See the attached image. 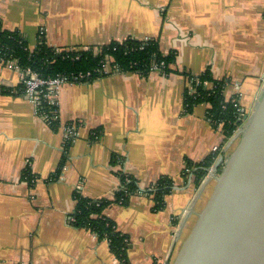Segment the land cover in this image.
Returning a JSON list of instances; mask_svg holds the SVG:
<instances>
[{
	"label": "crops",
	"instance_id": "1",
	"mask_svg": "<svg viewBox=\"0 0 264 264\" xmlns=\"http://www.w3.org/2000/svg\"><path fill=\"white\" fill-rule=\"evenodd\" d=\"M0 24L30 50L42 31L54 50L149 39L174 55L168 74L63 84L56 129L23 95L22 71L0 60V264H122L105 239L72 224L76 197L111 202L103 213L126 237L127 264H172L214 187H196L185 162L230 152L208 104L186 109L188 79L209 71L226 97L237 84L251 111L264 84V0H0ZM70 124L77 134L66 143ZM123 175L140 192L126 205ZM162 177L173 189L155 211L145 192Z\"/></svg>",
	"mask_w": 264,
	"mask_h": 264
},
{
	"label": "trees",
	"instance_id": "2",
	"mask_svg": "<svg viewBox=\"0 0 264 264\" xmlns=\"http://www.w3.org/2000/svg\"><path fill=\"white\" fill-rule=\"evenodd\" d=\"M99 54L94 55L92 51H84L78 60L68 59L64 52L56 53L54 49L46 45L42 36L38 38V44L32 50L24 38L17 32L4 30L0 24V60L19 61L22 68L30 67L41 76L55 77L65 75L69 79L79 73L91 72L100 69L102 62L110 59L112 65L119 67L121 72H133L140 75H147L151 72L152 64L160 65L164 74L170 72V65L174 63V55L164 56L161 54L155 41H133L125 40L113 42L99 48ZM109 61V62H110ZM196 77L200 84L195 86L196 95L191 96L188 90L185 94V105L188 111L199 103H206L208 108V119L215 130L220 132L224 142L234 135L241 125L240 105L238 102L226 101L225 81H215L209 71ZM191 78V77H190ZM203 82L212 85V89L205 88ZM23 87L21 86V90ZM52 129L57 128V123H52ZM218 152H212L208 157L198 163L186 161V166L191 169L196 187H199L209 170L215 163ZM173 189L172 179L169 177L160 178L146 193L151 194L155 201L154 210L163 208V199ZM138 192V184L135 179L129 176H121V189L117 194V202L122 205L128 203L129 198ZM76 210L72 215L73 225L86 228L95 233L100 239L108 242L111 252L122 263L127 264L126 237L115 231L114 224L104 216V210L111 203L104 200H89L76 197Z\"/></svg>",
	"mask_w": 264,
	"mask_h": 264
},
{
	"label": "water",
	"instance_id": "3",
	"mask_svg": "<svg viewBox=\"0 0 264 264\" xmlns=\"http://www.w3.org/2000/svg\"><path fill=\"white\" fill-rule=\"evenodd\" d=\"M201 186L214 187L172 264H264V84ZM237 143L234 145V143Z\"/></svg>",
	"mask_w": 264,
	"mask_h": 264
},
{
	"label": "built area",
	"instance_id": "4",
	"mask_svg": "<svg viewBox=\"0 0 264 264\" xmlns=\"http://www.w3.org/2000/svg\"><path fill=\"white\" fill-rule=\"evenodd\" d=\"M40 36L43 37V32L40 31ZM150 41L149 39H144L142 42ZM84 51H92L94 55L99 54V49H80V50H58L55 49L56 53L64 52L65 55H67L68 59L72 60H78L81 53ZM13 61L16 67H18L22 71V81L21 85L23 87V95L29 100V102L32 104V106L35 108L36 113L43 119L45 122L51 127L52 123H58V106H59V96H60V90L63 84L65 83H78V82H84L91 81L94 79H97L99 77L112 74V73H124L121 72L119 67L116 65H112L110 59H106L102 62V65L100 69L94 70L93 73L96 75L95 77L92 76L91 72L87 73H79L77 75H73L70 77V79L65 75H56L55 77H44L41 76L39 73H37L35 70L31 69L30 67L22 68L19 65V61L17 59L14 60H7L3 62H10ZM110 61V62H109ZM163 63L160 65L154 63L151 66V72H158L162 73V70L160 67H162ZM188 94L191 96L197 97L196 95V89L195 86L199 85L200 82L196 77H191L188 79ZM205 88L212 89V85L208 82H203V85ZM234 94H232L230 97H226V101L231 102H238V99L240 98V92L239 87L237 84L234 85ZM240 117L241 118V125L243 123V117L244 112L240 106ZM240 125V127H241ZM239 127V128H240ZM238 128V129H239ZM76 125L70 124L68 126H65L63 128L64 134H65V142L68 143L70 141H73L74 137H76ZM237 129V130H238ZM236 130V131H237ZM236 133V132H235ZM234 133V134H235ZM213 152H218L216 148L213 149ZM217 160V159H216ZM213 167V166H212ZM209 170L211 172L212 170ZM185 172L189 173L191 175V169L186 168ZM153 187V186H152ZM150 187V188H152ZM140 193V192H137ZM145 194H147L145 192ZM151 195V194H150ZM152 196V195H151Z\"/></svg>",
	"mask_w": 264,
	"mask_h": 264
},
{
	"label": "rangeland",
	"instance_id": "5",
	"mask_svg": "<svg viewBox=\"0 0 264 264\" xmlns=\"http://www.w3.org/2000/svg\"><path fill=\"white\" fill-rule=\"evenodd\" d=\"M229 141H230V140H229ZM236 143H237V140H236V142L234 143V145H235ZM214 153H215V152H214ZM228 153H229V152H228ZM218 154H219V151H218ZM208 173H209V172H208ZM207 175H208V174H207ZM207 175H206V176H207ZM205 178H206V177H205ZM205 178H204V179H205ZM204 179H203V181H204ZM203 181H202V182H203ZM202 182H201V183H202Z\"/></svg>",
	"mask_w": 264,
	"mask_h": 264
}]
</instances>
